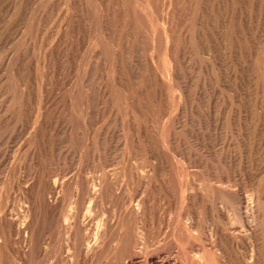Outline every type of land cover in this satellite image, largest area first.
I'll return each instance as SVG.
<instances>
[{"label":"rangeland","instance_id":"1","mask_svg":"<svg viewBox=\"0 0 264 264\" xmlns=\"http://www.w3.org/2000/svg\"><path fill=\"white\" fill-rule=\"evenodd\" d=\"M0 207V264H264V0H0Z\"/></svg>","mask_w":264,"mask_h":264},{"label":"bare ground","instance_id":"2","mask_svg":"<svg viewBox=\"0 0 264 264\" xmlns=\"http://www.w3.org/2000/svg\"><path fill=\"white\" fill-rule=\"evenodd\" d=\"M116 1V0H115ZM188 1V0H187ZM229 1V0H228ZM68 2V1H67ZM72 2V1H71ZM46 3V2H45ZM54 3V2H53ZM57 3V2H56ZM182 3V2H181ZM239 3V2H238ZM51 4V3H50ZM151 5V4H150ZM52 6V5H51ZM154 6V5H153ZM166 7V6H165ZM99 8V7H98ZM112 8V7H111ZM163 8V7H162ZM176 8V7H175ZM216 8V7H215ZM161 10V9H160ZM206 10V9H205ZM209 10V9H208ZM220 10V9H219ZM231 11V10H230ZM138 12V11H137ZM172 12V11H171ZM183 13V12H182ZM7 14V13H6ZM189 14V13H188ZM40 16V15H39ZM126 16V15H125ZM178 17V16H177ZM136 19V18H135ZM217 19V18H216ZM119 20H120V18H119ZM39 21V20H38ZM150 21V20H149ZM75 23V22H74ZM239 23V22H238ZM111 24V23H110ZM113 24V23H112ZM101 25V24H100ZM152 25V24H151ZM67 26V25H66ZM58 27V26H57ZM44 28V27H43ZM102 28V27H101ZM128 28V27H127ZM151 28V27H150ZM67 29V28H66ZM180 29V28H179ZM76 30V29H75ZM96 30V29H95ZM152 30V29H151ZM159 30H160V28H159ZM55 33V32H54ZM112 33V32H111ZM237 33V32H236ZM58 36V35H57ZM64 36V35H63ZM146 36V35H145ZM159 38V37H158ZM142 39V38H141ZM183 39V38H182ZM38 40V39H37ZM63 40V39H62ZM118 40V39H117ZM54 41V40H53ZM184 42V41H183ZM194 42V41H193ZM176 43V42H175ZM197 44V43H196ZM230 45V44H229ZM47 46V45H46ZM107 48V47H106ZM33 49V48H32ZM190 49V48H189ZM98 50V49H97ZM149 50V49H148ZM200 50V49H199ZM176 51V50H175ZM184 51V50H183ZM182 51V52H183ZM173 52V51H172ZM251 52V51H250ZM108 53V52H107ZM139 53V52H138ZM225 53V52H224ZM263 53V52H262ZM50 55V54H49ZM93 56V55H92ZM99 56V55H98ZM93 59V58H92ZM63 62V61H62ZM135 62V61H134ZM148 62V61H147ZM155 62V61H154ZM163 62V61H162ZM47 64V63H46ZM60 64V63H59ZM120 68V67H119ZM262 68V67H261ZM169 70V69H168ZM8 71V70H7ZM214 71V70H213ZM10 73V72H9ZM70 74V73H69ZM128 74V73H127ZM172 74V73H171ZM12 76V75H11ZM137 77V76H136ZM168 77V76H167ZM180 78V77H179ZM164 79V78H163ZM173 79V78H172ZM8 80V79H7ZM95 82V81H94ZM149 84V83H148ZM24 85V84H23ZM152 86V85H151ZM135 87V86H134ZM194 87V86H193ZM129 88V87H128ZM22 90V89H21ZM72 91V90H71ZM22 93V92H21ZM41 93V92H40ZM50 93V92H49ZM189 94V93H188ZM40 95V94H39ZM66 96V95H65ZM94 97V96H93ZM158 99V98H157ZM193 99V98H192ZM247 99V98H246ZM81 100V99H80ZM136 100V99H135ZM75 101V100H74ZM89 101V100H88ZM94 101V100H93ZM142 101V100H141ZM253 101V100H252ZM136 103V102H135ZM99 104V103H98ZM109 104V103H108ZM125 104V103H124ZM173 104V103H172ZM120 105V104H119ZM13 106V105H12ZM196 106V105H195ZM145 107V106H144ZM164 107V106H163ZM189 107V106H188ZM95 110V109H94ZM133 111V110H132ZM23 112V111H22ZM73 112V111H72ZM133 115V114H132ZM79 117V116H78ZM161 118V117H160ZM113 120V119H112ZM19 121V120H18ZM157 121V120H156ZM67 123V122H66ZM124 123V122H123ZM116 128V127H115ZM253 130V129H252ZM190 132V131H189ZM104 134V133H103ZM34 135V134H33ZM88 137V136H87ZM104 137V136H103ZM115 139H116V137H115ZM170 140V139H169ZM68 141V140H67ZM129 141V140H128ZM32 142V141H31ZM101 142V141H100ZM89 143V142H88ZM116 143V142H115ZM67 144V143H66ZM117 144V143H116ZM155 144V143H154ZM243 144V143H242ZM164 145V144H163ZM124 147V146H123ZM67 148V147H66ZM94 149V148H93ZM236 150V149H235ZM60 151V150H59ZM66 152V151H65ZM7 154V153H6ZM32 154V153H31ZM149 157V156H148ZM133 160V159H132ZM156 161V160H155ZM141 166V165H140ZM27 167H28V165H27ZM133 167V166H132ZM179 167V166H178ZM237 167V166H236ZM128 168V167H127ZM189 168V167H188ZM229 168V167H228ZM248 168V167H247ZM190 169V168H189ZM177 173V172H176ZM121 174V173H120ZM60 175V174H59ZM152 175V174H151ZM246 176V175H245ZM142 177V176H141ZM159 177V176H158ZM27 179V178H26ZM10 182V181H9ZM218 182V181H217ZM219 183V182H218ZM131 184V183H130ZM146 184V183H145ZM204 184V183H203ZM215 184V183H214ZM60 185V184H59ZM141 186V185H140ZM206 186V185H205ZM8 187V186H7ZM181 187V186H180ZM54 188V187H53ZM206 188V187H205ZM209 188V187H208ZM211 188V187H210ZM57 189V188H56ZM207 189V188H206ZM212 189V188H211ZM211 189H210V191H211ZM50 190V189H49ZM119 190V189H118ZM242 190V189H241ZM255 190V189H254ZM110 191V190H109ZM205 191H207V190H205ZM213 191V190H212ZM215 191V190H214ZM222 192V191H221ZM52 193V192H51ZM187 193V192H186ZM203 193H204V191H203ZM209 193H213V192H209V189H208V191H207V195L209 194ZM189 194V193H188ZM222 194V193H221ZM40 195V194H39ZM43 195V194H42ZM192 195V194H191ZM257 195V194H256ZM3 196V195H2ZM210 196H211V194H210ZM209 196V198H213V196H215V193H214V195L213 196H211L210 197ZM68 197V196H67ZM193 197V196H192ZM200 197V196H199ZM261 197V196H260ZM51 198V197H50ZM49 198V199H50ZM117 198V197H116ZM172 198V197H171ZM205 198H206V195H205ZM46 199V198H45ZM185 199H186V197H185ZM217 199V198H216ZM218 199H220V198H218ZM229 199V198H228ZM250 199V198H249ZM42 200V199H41ZM209 200V199H208ZM215 200V199H214ZM213 200V201H214ZM252 200V199H251ZM255 200V199H254ZM70 201V200H69ZM76 201V200H75ZM189 201V200H188ZM193 201V200H192ZM209 201H211V200H209ZM217 202V201H216ZM250 201H248L247 203H249ZM253 202V201H252ZM259 202V201H258ZM174 203V202H173ZM222 203V202H221ZM49 204V203H48ZM214 204V203H213ZM223 204V203H222ZM251 204L252 203H250V206H249V204L247 205V206H249V207H251ZM17 205V204H16ZM222 206V205H221ZM6 207V206H5ZM11 207V206H10ZM93 207V206H92ZM223 207V206H222ZM248 207V208H249ZM1 208V207H0ZM224 208V207H223ZM67 209V208H66ZM253 209V208H252ZM136 210V209H135ZM210 211V210H209ZM239 211V210H238ZM25 212V211H24ZM59 212H61V211H59ZM256 212V211H255ZM134 213V212H133ZM210 213V212H209ZM249 214V213H248ZM251 214V213H250ZM249 214V215H250ZM232 215V214H231ZM64 216V215H63ZM215 216V215H214ZM133 217V216H132ZM249 216H247V218H248ZM97 218V217H96ZM242 218V217H241ZM252 218V217H251ZM251 218H249V219H251ZM140 219V218H139ZM224 219V218H223ZM246 219V218H245ZM253 219V218H252ZM52 220V219H51ZM136 220V219H135ZM238 220V219H237ZM254 220V219H253ZM263 220V219H262ZM31 221V220H30ZM105 221V220H104ZM236 221V220H235ZM250 221H252V220H250ZM213 222V221H212ZM73 223V222H72ZM221 223H223V222H221ZM2 224V223H1ZM15 224V223H14ZM55 224V223H54ZM107 224V223H106ZM216 224V223H215ZM224 224V223H223ZM10 225V224H9ZM58 225V224H57ZM188 225V224H187ZM3 226V225H2ZM11 226V225H10ZM137 226V225H136ZM135 226V227H136ZM197 226V225H196ZM1 227V226H0ZM6 227V226H5ZM12 227V226H11ZM106 227V226H105ZM118 227V226H117ZM18 228V227H17ZM32 228V227H31ZM30 228V229H31ZM57 228V227H56ZM59 228V227H58ZM79 228V227H78ZM6 229V228H5ZM10 229V228H9ZM121 229V228H120ZM135 229V228H134ZM226 229V228H225ZM32 230V229H31ZM214 231L216 230V229H213ZM228 230V229H227ZM64 231V230H63ZM107 231V230H106ZM237 231V230H236ZM258 231V230H257ZM16 232H17V229H16ZM22 232V231H21ZM57 232V231H56ZM232 232V231H231ZM247 232V231H246ZM80 233V232H79ZM47 234V233H46ZM122 234V233H121ZM209 234V233H208ZM218 234V233H217ZM72 235V234H71ZM81 235V234H80ZM154 235V234H153ZM210 235V234H209ZM215 236V234L213 233V234H211V237L212 236ZM221 236V235H220ZM224 236V235H223ZM249 236V235H248ZM141 237V236H140ZM216 237V236H215ZM240 237V236H239ZM3 232H2V230L0 229V245L3 243ZM8 238V237H7ZM80 238V237H79ZM108 238V237H107ZM136 238V237H135ZM234 238V237H233ZM10 239V238H9ZM38 239V238H37ZM210 239V238H209ZM243 239H244V237H243ZM85 240H87V239H85ZM90 240V239H89ZM124 241V240H123ZM143 241V240H142ZM211 241H212V239H211ZM229 241V240H228ZM27 242V241H26ZM133 242V241H132ZM208 242V241H207ZM212 242H214V239H213V241ZM211 242V243H212ZM216 242H217V240H216ZM7 243H8V241H7ZM98 243V242H97ZM219 243V242H218ZM217 243V244H218ZM221 243V242H220ZM256 243V242H255ZM53 244V243H52ZM82 244V243H81ZM222 244V243H221ZM94 245V244H93ZM136 245V244H135ZM213 245V244H212ZM215 245V244H214ZM219 246H218V249L220 248V244H218ZM216 246V245H215ZM225 246V245H224ZM117 247V246H116ZM217 247V246H216ZM264 247V246H263ZM208 248V247H207ZM213 248V247H212ZM239 248V247H238ZM73 249V248H72ZM76 249V248H75ZM92 249V248H91ZM215 249V248H214ZM221 249H223L222 247H221ZM98 250V249H97ZM208 250H209V248H208ZM211 250H213V249H211ZM102 251V250H101ZM262 251V250H261ZM29 252V251H28ZM31 252V251H30ZM244 252V251H243ZM54 253V252H53ZM118 253V252H117ZM157 253V252H156ZM159 253V252H158ZM211 253V252H210ZM220 253H221V250H220ZM248 253V252H247ZM47 254V253H46ZM96 254V253H95ZM114 254V253H113ZM199 254V253H198ZM244 254V253H243ZM261 254V253H260ZM212 256V255H211ZM220 256V255H219ZM219 256L216 258L217 260H219L218 258H219ZM213 257V256H212ZM260 257V256H259ZM79 258V257H78ZM115 258V257H114ZM214 258H215V256H214ZM221 258H222V256H221ZM208 259V258H207ZM215 259V260H216ZM235 259V258H234ZM213 260V259H212ZM211 260V261H212ZM215 260H213L212 261V263L215 261ZM221 260V259H220ZM220 260H219V262H220ZM210 261V262H211ZM235 261V260H234ZM65 262V261H64ZM102 262V261H101ZM210 262H209V264H210ZM217 262V261H216ZM219 262H217V263H219ZM228 262V261H227ZM16 263V262H15ZM25 263V262H24ZM207 263V262H206ZM211 263V264H212ZM220 263H222L223 264V262H220ZM250 263V262H249ZM233 264V263H232Z\"/></svg>","mask_w":264,"mask_h":264}]
</instances>
